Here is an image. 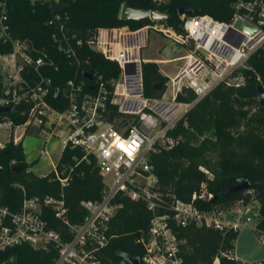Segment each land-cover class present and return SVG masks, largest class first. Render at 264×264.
Returning <instances> with one entry per match:
<instances>
[{"label":"built area","instance_id":"2783aa9c","mask_svg":"<svg viewBox=\"0 0 264 264\" xmlns=\"http://www.w3.org/2000/svg\"><path fill=\"white\" fill-rule=\"evenodd\" d=\"M29 1L49 5L66 3V0ZM3 4L0 5V46L8 42L10 48L0 50V106L9 107L4 112H16L21 119L14 122L8 114L2 116L0 129L6 133H2L5 138L0 139V146L8 140L20 142L32 131L44 134V141L59 142V155L65 147L79 150L80 156L74 152L70 155L75 163L89 161V155L92 156L103 187L98 198L79 200L84 213L72 222L62 192L71 167L63 162L57 169L55 163L51 170L59 182L57 194L23 193L14 208L0 204V250L28 243L33 248L54 251L48 264H109L104 247L113 235L109 220L119 205L116 201L119 195L142 200L150 212L146 229L136 238L143 251L140 257H135L144 264H179L175 228L189 223L239 230L253 221L251 228L257 230L260 240L264 239V231L255 227L259 215L253 197L248 200L239 197L228 206L216 205L206 181H201L188 199L166 192L167 200H163L148 160L150 152L173 145L174 137L167 130L215 84L223 81L238 85L233 70L264 43V0H236L229 20L207 13L180 14V32L157 20L136 28L125 24L96 27L84 43L116 63L118 71L109 79L110 91L99 75L93 82L85 83L87 91L83 89V80L77 73L83 74L84 62L76 55L81 40L65 30L60 11L49 19L56 27L51 39L58 52L64 53L76 68L62 86L52 84L51 76L45 71L55 68L56 60L30 39L11 35ZM235 21L255 30L245 32L235 27ZM150 29L159 30L182 46L191 45L188 53L181 55L186 57V63L169 78V95L163 92L157 97L147 96L143 92V59L139 49L146 44ZM183 88L192 91L193 99H176V93ZM108 93V103L115 106V116L110 121L105 116ZM51 97L64 98L66 105L55 107ZM47 155L44 147L38 151V156ZM198 168L211 177L207 169ZM62 169L67 171L65 175L60 174ZM245 192L252 190L246 187ZM116 253L121 256L115 264H129L125 257L129 254ZM232 257L238 259L234 253ZM238 261L264 264V261Z\"/></svg>","mask_w":264,"mask_h":264},{"label":"trees","instance_id":"16d2710c","mask_svg":"<svg viewBox=\"0 0 264 264\" xmlns=\"http://www.w3.org/2000/svg\"><path fill=\"white\" fill-rule=\"evenodd\" d=\"M236 0H66V7L59 12L60 20L68 33L81 40L76 51L77 58L83 63V71L93 70V82L98 75L110 91L109 79L117 74L118 67L114 61L104 58L99 52L88 48L84 40L89 38L98 26L127 25L130 28L139 27L157 19L148 17L138 19H121L119 7L126 3L131 7H140L165 13L163 19H158L170 26L175 32H180L181 19L177 8L187 5L196 9L195 13H207L214 18L229 20L233 13L232 4ZM4 3L6 21L11 35L28 38L33 43L44 47L56 60V67L45 72L52 78V84L62 86L64 80L73 75L74 62H70L64 53L58 52L57 45L51 39V33L56 27L49 22L53 18L49 3L29 0H0ZM73 43V41H72ZM10 44L4 43L0 50L6 51ZM187 50L191 45H185ZM247 67L240 68L243 83L227 85L223 81L215 84L205 95L196 100L167 130V134L176 138L175 143L167 148L150 152L149 162L152 164L156 177L157 190L161 198L167 200L166 192L181 199H188L196 191L199 182L206 181V188L212 192L213 202L222 206L232 204L242 197L248 200L253 197L259 201L256 229L264 231V105H259L255 96V85L260 83L264 88V43L251 52L246 58ZM80 68V67H79ZM143 92L147 96H160L165 82V76L158 71L155 61L141 62ZM236 74V69L232 75ZM83 89L87 91L86 79ZM156 82H161L160 89L154 88ZM194 94L190 89L183 88L176 93V99L189 101ZM106 96L105 113L108 121L115 116V106L108 103ZM51 97V103L62 108L66 105L64 98ZM252 108V110H250ZM8 114L14 122L21 117L16 112L0 111V119ZM80 156L79 150L65 147L57 161L56 168L61 163L71 167L70 178L62 187L64 200L68 207L70 221H78L84 210L79 204L82 198L95 199L100 196L103 187L92 156L89 161L77 163L70 158L72 153ZM36 160H25L20 142L8 140L0 146V204L14 208L20 202L23 193L27 196L57 194L59 182L53 177L52 170L39 175L30 170V165ZM19 167L17 171L11 169ZM204 166L212 174L210 178L198 169ZM67 171L62 169L61 175ZM242 179L248 181L247 188L229 190V187ZM119 205L109 220V230L113 234L104 247L109 264H115L120 254L140 257L142 245L136 238L146 229L149 210L142 200H133L125 195L116 199ZM177 250L179 264H239L234 259V239L238 230H219L204 224L189 223L176 227ZM258 235L257 230H254ZM54 251L33 248L28 243H20L0 250V264H48ZM264 261V259L262 260ZM127 264V263H125ZM137 264H144L139 261Z\"/></svg>","mask_w":264,"mask_h":264},{"label":"rangeland","instance_id":"374dc122","mask_svg":"<svg viewBox=\"0 0 264 264\" xmlns=\"http://www.w3.org/2000/svg\"><path fill=\"white\" fill-rule=\"evenodd\" d=\"M187 53L188 50L184 48V46L175 43L171 37L164 35L156 29H150L148 31L146 44L139 49V56L141 59L154 61L158 58L184 56ZM185 63L186 57L157 62L158 71L164 76L167 75V77L165 76V84L163 87L165 94L169 95L170 93L169 77L178 72ZM247 66L246 61H244L242 65L236 68V74L233 76L235 77L234 81L237 82L238 85L242 84L244 81L240 68ZM250 110H252V108ZM3 132L6 133L5 130L0 129V139L5 138V136L2 135ZM44 137V134H36V132L32 131L31 134H25L20 140L25 160L30 161V159L32 160L33 158H36V160L30 165V170L39 175L45 174L47 171L53 169L59 155V150L61 149L59 142L54 140L44 141ZM176 138L178 140L179 137L177 136ZM176 138H174L173 144L176 142ZM42 147L48 152L47 156H38V151ZM202 167L205 168L204 166ZM207 171L210 174L209 176H212L211 172L209 170ZM214 203H216V205H221L219 202ZM254 204L257 210L259 201L254 200ZM252 222L253 221H250L247 226H244L237 231V235L234 239L233 251L238 259L245 261H262L264 259V239L260 240L259 236L255 234L254 230L251 228ZM216 263L217 262L215 261L214 264Z\"/></svg>","mask_w":264,"mask_h":264},{"label":"water","instance_id":"95a60500","mask_svg":"<svg viewBox=\"0 0 264 264\" xmlns=\"http://www.w3.org/2000/svg\"><path fill=\"white\" fill-rule=\"evenodd\" d=\"M66 3H58V4H51L49 5V9L51 13H55L58 11L63 10L66 7ZM196 12V9L187 5H182L177 8V14H184V15H191ZM119 17L121 19H138L143 17H148L150 19H163L165 17V13L156 11V10H149L145 8L140 7H131L128 6L126 3H121L119 7ZM235 27L245 31V32H252L255 30V27L250 26L244 22L235 21L234 22ZM93 70H86L83 72V76L90 80L93 77ZM154 88L160 89L161 82H156L153 85ZM89 88H92V85H89ZM255 89V96L257 98L259 105H264V88L260 83H257L254 87ZM9 107L7 106H0V111H9ZM1 169V165H0ZM12 170L17 171L19 169L18 166L13 165L11 167ZM248 186V181L246 179H242L239 182L233 184L229 187V190H238L243 189ZM129 264H137L139 262V259L135 256L126 255L125 256Z\"/></svg>","mask_w":264,"mask_h":264},{"label":"crops","instance_id":"0c3cea01","mask_svg":"<svg viewBox=\"0 0 264 264\" xmlns=\"http://www.w3.org/2000/svg\"><path fill=\"white\" fill-rule=\"evenodd\" d=\"M181 56H175V57H171V58H158V59H156V64H157V62H162V61H166V60H168V59H175V58H180ZM143 61H146V59H143ZM152 61H154V60H152ZM166 77H167V75H165ZM170 78V77H169ZM164 84H165V82H164ZM164 92V88H163V90H162V92H161V94ZM160 94V95H161ZM164 94H165V92H164ZM166 95V94H165ZM33 158V157H32ZM31 160V159H30ZM235 254V253H234ZM235 256H236V254H235ZM237 257V256H236ZM241 260V259H240Z\"/></svg>","mask_w":264,"mask_h":264}]
</instances>
